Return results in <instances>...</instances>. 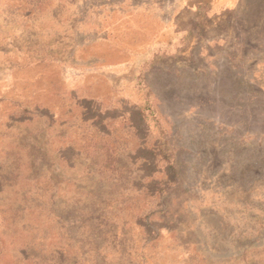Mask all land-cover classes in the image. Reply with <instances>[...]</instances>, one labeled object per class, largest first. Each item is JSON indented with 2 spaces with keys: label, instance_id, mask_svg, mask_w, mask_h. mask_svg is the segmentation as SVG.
Here are the masks:
<instances>
[{
  "label": "rangeland",
  "instance_id": "374dc122",
  "mask_svg": "<svg viewBox=\"0 0 264 264\" xmlns=\"http://www.w3.org/2000/svg\"><path fill=\"white\" fill-rule=\"evenodd\" d=\"M105 1L0 0V264H264V0L239 73Z\"/></svg>",
  "mask_w": 264,
  "mask_h": 264
},
{
  "label": "crops",
  "instance_id": "0c3cea01",
  "mask_svg": "<svg viewBox=\"0 0 264 264\" xmlns=\"http://www.w3.org/2000/svg\"><path fill=\"white\" fill-rule=\"evenodd\" d=\"M238 1L184 0V3H186L184 11L186 17L185 19L179 18V23L163 18L162 8L151 0H106L104 8L98 6L94 11L103 12L106 21L112 18L114 14H120L116 16L124 18L121 20L124 21L122 26H142L147 28L151 38L150 47H148L150 49L164 44V47L167 46L164 49L172 50V46L169 43L172 41L171 37L177 35V31L174 29L175 25H177L179 30H183L187 34V45L189 43L191 45L202 43L200 52L203 53L206 49H212L213 55H211V58L215 57L228 61L233 69L236 68L235 72L239 73L240 71L237 70V58L248 60L258 56L257 50L249 53L244 51L247 43L246 38L237 37ZM96 14L98 15V13ZM213 24L217 26L216 31H219L217 35L215 29H213ZM219 27L221 30H218ZM229 31L232 34H229ZM189 32H191L193 37L191 36L190 38ZM201 33L202 35L198 36ZM213 44H217V48ZM206 57L209 58L210 56L207 55ZM243 90L251 91L250 82L237 83V91Z\"/></svg>",
  "mask_w": 264,
  "mask_h": 264
}]
</instances>
